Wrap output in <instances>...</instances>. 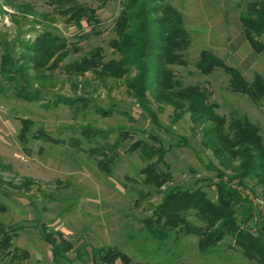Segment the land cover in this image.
I'll return each instance as SVG.
<instances>
[{"label":"rangeland","instance_id":"obj_1","mask_svg":"<svg viewBox=\"0 0 264 264\" xmlns=\"http://www.w3.org/2000/svg\"><path fill=\"white\" fill-rule=\"evenodd\" d=\"M165 1L180 13L191 41L185 64L171 67L175 80L204 90L225 129L244 117L257 125L264 144V97L255 101L231 90L229 75L218 66L207 74L196 67L200 52L208 50L245 81L264 80V52L250 47L238 20L249 4L264 0ZM121 8L120 0H107L91 33L84 21L79 30L43 0H0V64L6 52L14 61L22 59L16 74L0 71V229L10 237V247L0 250V264H91L85 252L104 246L126 254L129 264H257L230 237L205 254L198 238L185 230L171 231L160 222L167 232L163 242L149 230L161 227L153 221L171 191L200 189L215 201L216 170L239 194L241 206L247 201L251 207L246 227L253 234L264 224V196L254 179H234L240 158L222 161L213 154L205 133L212 123L196 126L189 112L174 110L150 93L141 107L125 78L67 74L64 66L94 47L103 49L104 61L120 57L109 42ZM43 31L63 37L69 50L54 70L24 64L30 54L25 45ZM24 84L36 99L18 95ZM21 131L26 132L22 138ZM151 164L156 171L149 173ZM156 175L161 184L148 182ZM183 214L190 225H202L194 211ZM45 234L71 249L55 257Z\"/></svg>","mask_w":264,"mask_h":264},{"label":"trees","instance_id":"obj_2","mask_svg":"<svg viewBox=\"0 0 264 264\" xmlns=\"http://www.w3.org/2000/svg\"><path fill=\"white\" fill-rule=\"evenodd\" d=\"M43 1L57 15L65 17L67 23L79 30L84 21L91 28V33L100 23L97 11L107 2L97 0L99 4L92 7L80 0ZM120 4L122 8L112 28L115 38L109 42L111 49L120 57L104 61L103 49L94 47L79 61L65 65L67 74L80 77L91 72L99 79L125 78L128 89L141 107L147 103L146 95L150 93L156 101L168 103L174 110L189 112L190 119L196 126L212 123L214 126L206 127L205 133L212 139L213 154L218 158L222 155V161L230 162L240 158L241 170L233 176L234 179H254L264 196V144L259 127L244 117L232 120L225 129L223 117L213 112L214 106L207 104L208 94L197 86L181 87L180 82L174 78L171 67L185 64L183 57L191 42L180 13L165 0H120ZM238 20L250 47L257 54L264 52V2L249 4L245 11L239 14ZM25 47L30 54L27 58L24 57V64L30 63L31 67L37 70L56 69L69 52L65 39L49 31L39 33L35 40L27 43ZM21 61L20 56L19 61H14L6 52L1 58L0 71L3 75H6L7 71L16 74L15 66ZM216 66L229 75V85L234 92L247 94L255 101L264 97V80L260 76H255L252 82H247L237 69L225 65L211 51L202 50L196 63L199 72L210 73ZM27 89L26 84L17 87L18 95L27 101L36 99L32 98ZM61 99L63 103L71 104L67 99ZM25 133L21 131L20 138L24 137ZM114 147L110 146V150ZM153 165L156 166L151 164L147 167L149 173L156 171ZM156 177H148V182L161 184L159 175ZM223 177L224 174L216 170L219 182L216 184L215 201L209 199L200 189L175 190L165 194L153 222L159 226L161 222L171 231L178 228V231L185 230L195 235L200 252L205 254L211 252L226 237H230L246 259L264 264V224L256 234L247 228L251 207L247 201L246 206H241L239 194L223 184ZM189 210L195 212L202 225L192 226L186 221L182 213ZM239 215L241 217L238 218ZM151 221H147L148 225ZM149 230L156 234L160 242L167 237L163 226L158 229L151 227ZM0 234V250H6L10 247V237L1 229ZM58 235L59 238L62 237ZM44 239L51 246L55 257L62 256L71 249L63 240L59 239L56 244L50 235L45 234ZM84 257L91 264H115L116 261L122 264L130 263L126 254L111 246L91 249L89 253L85 252Z\"/></svg>","mask_w":264,"mask_h":264}]
</instances>
